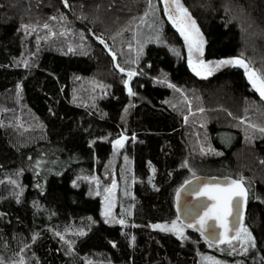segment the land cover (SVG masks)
Returning <instances> with one entry per match:
<instances>
[{"label":"trees","instance_id":"trees-1","mask_svg":"<svg viewBox=\"0 0 264 264\" xmlns=\"http://www.w3.org/2000/svg\"><path fill=\"white\" fill-rule=\"evenodd\" d=\"M181 1L203 33L204 59L242 56L264 74V0ZM148 11L149 0H0V264H198L190 244L151 227L175 215L173 191L193 169L253 180L245 183V223L256 247L243 264H264V134L255 129L252 139L244 130L251 127L246 120L264 121V105L241 67L192 72L169 23L163 35L179 54L150 42L138 63L122 60L121 52L137 59L135 30ZM93 35L106 40L122 67L136 69L130 86L145 100L124 123L125 75ZM94 83L105 87L90 92ZM189 101L203 111L191 116ZM120 135L128 139L118 164L126 153L133 167L127 228L102 221L95 180L86 179L111 171L112 141ZM200 144L215 151L205 155ZM221 249L212 251L226 258Z\"/></svg>","mask_w":264,"mask_h":264},{"label":"snow or ice","instance_id":"snow-or-ice-1","mask_svg":"<svg viewBox=\"0 0 264 264\" xmlns=\"http://www.w3.org/2000/svg\"><path fill=\"white\" fill-rule=\"evenodd\" d=\"M67 4V0H64ZM164 12L167 14L168 19L172 22L173 25L179 30L180 35L183 36L185 44L188 50L187 63L197 76H209L218 68L225 65H240L244 68L245 74L248 77V80L251 82L252 87H254L260 94L261 97H264V74H261L253 67H250L249 61L242 58V56H228L221 57L219 59H204V37L203 33L200 30L199 25L196 23L194 17H192L188 8L183 5L181 0H163ZM154 5H152L151 0H149V10H154ZM148 13L145 12V16ZM22 27L27 30L29 25L25 24ZM44 27H48L47 24ZM70 31V30H69ZM27 34V32H26ZM55 35V33H52ZM97 40H102L100 36L96 37ZM147 41H145L146 43ZM156 42L162 43L160 39V33L156 34ZM105 47L107 43L105 42ZM129 48L133 46L128 45ZM172 47V46H170ZM73 48H69V51H72ZM173 51H176L179 54L178 50L173 48ZM108 51L112 53L113 60L115 61L116 53L112 51L111 48H108ZM143 52V44L137 48V59L132 61V63L139 62V56ZM24 66H28V60L23 61ZM115 67L119 69L121 73H127L128 79L123 81L124 85L127 86V91L130 95H134L133 89L130 86V80L135 76V68H126L122 67L119 63L115 64ZM159 82V81H157ZM170 87L175 88L176 85L172 84L171 81H168ZM100 87H105L100 84ZM21 85L17 84V90L19 91ZM191 102L189 101V105ZM127 110V106L125 108ZM203 111V109H199ZM240 119H243L241 117ZM187 121V116H185ZM246 124H250L252 129H258L261 134H264V124H255L251 121H245ZM134 135V134H133ZM101 139H107V137H101ZM128 139L126 135H120L117 139L112 141L114 150L118 151L124 146V142ZM91 143V141H89ZM212 150L209 145L207 149L201 145V151L206 152ZM127 159V157H126ZM188 163L187 160L184 162ZM19 171H23L20 169ZM36 171H40V161L36 162ZM152 172L155 173V167H152ZM9 179H11L9 177ZM86 179H94L99 184L97 177H86ZM152 177H149L151 180ZM198 177L195 175V169L192 170V175L190 177L191 181H196ZM244 177L233 178L228 176L223 179L221 183H202L197 185L194 189H189L192 192L194 197L199 198L202 203V211L197 212L194 216L189 217L191 223H185L181 225L178 223L180 216L178 215L170 223L165 221L163 223H153L151 227L153 228H163L166 231L175 232V234L181 239H185V227H191L198 229L200 235L209 242V247H214L216 245H222L227 243L229 246L233 242H238L237 246L241 252H248L250 248L256 247V237L253 235L251 229L246 223H244V211L243 207L247 205L250 188L245 185ZM189 179H186L183 184H181L176 189V198L179 211V201L181 196V189L185 188V185H188L190 182ZM12 183L16 184L17 181L13 180ZM73 184H76V181H72ZM39 187V185H37ZM116 187V181L113 180L110 186H106L105 195L103 196L104 204L102 207V215L108 223H114L115 217L113 216V207H114V190ZM153 187H156L153 184ZM22 190V189H21ZM256 199H260V196H256ZM19 200V196H17ZM186 211L191 212V208H187ZM234 217V218H233ZM121 225L126 224L127 221L122 217L119 219ZM53 231H55L53 229ZM66 231H71V229H66ZM80 235L85 233V229L81 228L77 230ZM38 233L33 234V240L36 239ZM57 235L63 236L62 233H57ZM73 241L69 240L68 244L71 245ZM115 243V242H113ZM223 250V249H221ZM237 249L232 248V251L235 252ZM2 259V257H0ZM213 264H226L225 261L219 260L216 257H210ZM15 264V262H13ZM20 264H23V259L20 261ZM236 264H241L240 261H237Z\"/></svg>","mask_w":264,"mask_h":264},{"label":"rangeland","instance_id":"rangeland-1","mask_svg":"<svg viewBox=\"0 0 264 264\" xmlns=\"http://www.w3.org/2000/svg\"><path fill=\"white\" fill-rule=\"evenodd\" d=\"M152 5L155 6L154 10H149L148 11V15L145 16L141 20L140 24L136 27V30H135V39H134L135 46L134 47H136V54H137V48L140 46V44H143V49H144V46L146 44L150 43V42L151 43H156V44H167L169 46V48H171V50L173 48L178 50V48H176L175 45H173L172 43H169L165 39V37L163 35V29H164V25L166 23L171 24L173 26V28L176 31L179 32V30L175 27V25L172 24V22L168 19L167 14L164 12V4L161 2V0H152ZM158 32L160 33V39L162 41H165V42H162V43H157L156 42V34ZM181 38H182V44H183V47H184V51L187 53V56H188V50H187V46L185 44L183 36H181ZM145 41H147V42L145 43ZM170 46H172V47H170ZM178 52H180V51L178 50ZM120 55H121V59L124 60L127 63H131L133 61V60L131 61L132 58H129V53L128 52H126L125 54L123 52H121ZM123 55H125V57ZM225 66H238V67H241L244 70V68L242 66H240V65H225ZM225 66H223V67H225ZM223 67H220L217 70H219V69H221ZM246 78L248 80L247 76H246ZM249 83H250V88L257 92V94L259 95L261 104L264 105V97H261L259 92L254 87H252L250 81H249ZM95 84H97V83H94V84L91 85L92 88H91L90 92H94V91L97 90V88L100 87L98 84H97L98 86L95 85ZM130 84H131V81H130ZM133 92H134V95H130L129 94L128 102L124 105L123 110L121 112L120 121L122 123H124L126 121L127 117L131 113L134 105H136L137 103H139L143 99L145 100V97H143V95H142V93L140 91H133ZM254 102L256 103V101H254ZM254 102H252V103L255 104ZM126 106H127V110H125ZM188 107H189L190 115H191L192 112L193 113L194 112H200L199 111V107L191 109L190 107H193L191 104ZM251 109L252 108L250 107L249 111ZM252 112H256V111L253 110ZM186 116H187V119H188L189 114H187ZM191 116H193V115H191ZM190 118L191 117H189V119ZM191 121L189 123H191ZM192 123H194V122L192 121ZM255 124H264V121H263V119H260V120L255 121ZM249 128L250 129H246V128L244 129L245 133H248V137H251L252 139H255L258 136V132L256 133L254 131L255 129H252L251 127H249ZM208 146L209 145L206 144L204 146V148L207 149ZM211 149L212 150H209V151H206V152H202L201 151V144L199 145L200 152H202L205 155L206 154L209 155L210 154L209 152L215 151V150H213V148H211ZM121 151H122V148H120L118 151H116L114 153L115 155L110 158L109 163H108V165L106 167V169H111L110 172H106L104 170V172L101 175H99V174L98 175H94V177L98 178L99 184H97V181L95 180V182H93L94 183L93 188L91 187V191L92 192L94 191V193L100 195L101 206H100V213L99 214H100V217H101L102 221H104L107 224L119 225L122 228H127V227H130L133 224L131 219H130V217H129V216H131L132 210H133V208H132V192H131L132 178H133V169L132 168L133 167H132V160L130 159V157H128V155L126 153H124L123 160L118 164L117 155L118 154H123ZM126 157H127V159H126ZM205 157H207V156H205ZM116 167H118V168H116ZM195 171L198 172L196 169H195ZM195 175L198 177V179L196 181H191L189 179L190 180L189 184L185 185L184 189H181V196H180V201H179V211H178V204H177V198H176V189L178 187L175 188V190L173 191V205L176 207V209L174 207V210L176 212H175V215L172 218L167 220V222L170 223L173 219H175L179 215L180 216V220L178 221V223H180L181 225H183L185 223L190 224L191 223V219L187 216V214L181 213V209L183 208V206L185 207V205H187V203H188L187 200L188 199L189 200L193 199L189 189H194V188L197 187V185L205 183V182L206 183L219 182V179H216V178H213V177L202 176L199 173H196ZM239 177H241V176H239ZM244 178H245L244 179L245 180L244 183H247V184H249V187H252V185L254 184L253 180H251V179H249L247 177H244ZM113 180L116 181V187H115V190H114V193H113V196H114V207H113V210H112L113 211V216L115 217V222L114 223H108L101 213H102V207H103V204H104L103 196L105 195V188H106V186H110L112 184ZM185 190L190 195V197H188V199L185 198V193H184ZM185 199H187V200H186L185 205H184L183 201ZM121 217L127 221L126 224L121 225L119 223V219ZM159 229L164 230L163 228H159ZM190 229L198 231V229H196V228L185 227V236H186L185 239H181L180 237H178L175 234V232H172V231H168V232L173 233L180 240H182L183 242L188 243V244H190L192 246V248L196 251L198 264H213V262L210 259V257H216L219 260L225 261L226 264H236L237 261H240L241 264H243V261H244L245 257L250 254V250L248 252H246V253L245 252H241L239 250L238 246H237L238 242H233V244L231 246H229L227 243L222 244L224 246V248H225V250H223V251H225V252H227L229 254H228V256L226 258L220 257V256L216 255L214 251H212L213 247H209V242L206 241L204 238H202V241H204L205 244L204 243H199L201 240H199L197 238H194L192 233L189 231ZM222 245H219V246H222ZM233 247H235L237 249L235 252L232 251Z\"/></svg>","mask_w":264,"mask_h":264},{"label":"water","instance_id":"water-1","mask_svg":"<svg viewBox=\"0 0 264 264\" xmlns=\"http://www.w3.org/2000/svg\"><path fill=\"white\" fill-rule=\"evenodd\" d=\"M161 2L163 3V0H161ZM89 33L92 34L91 31H89ZM97 36H98V35H93V39H94L96 42H98V43L104 48V50L108 53V55H109V56L112 58V60H113L112 53L108 51V48H109L108 43H107L106 40L103 39L102 37H101L102 40H97V39H96ZM105 42L107 43V46H108V47H105ZM113 63H114V66H115L116 63H118V62H117V58H115V61L113 60ZM115 68H116V67H115ZM116 70H117L118 72H120L119 69L116 68ZM120 73H121V72H120ZM121 74H123V75L126 76L125 79H128L127 73H121ZM133 77H134V76H133ZM133 77H132V78H133ZM132 78H131V80H132ZM131 80H130V81H131ZM126 88H127V86H126ZM221 182H223V179H219V182H215V183H221ZM189 191H190V190H189ZM190 192H191V191H190ZM184 193H185V198L188 199V197H190V195L188 194V192H186V190L184 191ZM191 196H192L193 199H190V200H189V199H188V200L185 199L184 201L182 200L184 205H185L186 200L188 201L187 205H185V207L183 206V208L181 209V213H183V214H187L188 217L194 216L197 212L203 210L202 207H200V204L202 203V201H201L199 198L194 197V196L192 195V192H191ZM175 204H176V203H175ZM187 208H191V212L186 211ZM175 209H176V207H175ZM243 211H244V213H245V211H246V207H245V206L243 207ZM175 212H176V211H175ZM233 218H234V217H233Z\"/></svg>","mask_w":264,"mask_h":264},{"label":"flooded vegetation","instance_id":"flooded-vegetation-1","mask_svg":"<svg viewBox=\"0 0 264 264\" xmlns=\"http://www.w3.org/2000/svg\"><path fill=\"white\" fill-rule=\"evenodd\" d=\"M247 205H248V202H247ZM247 205L245 206L246 209H247ZM245 216H246V211H245V213H244V222H245ZM216 246H219V245H216Z\"/></svg>","mask_w":264,"mask_h":264}]
</instances>
